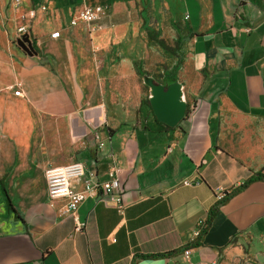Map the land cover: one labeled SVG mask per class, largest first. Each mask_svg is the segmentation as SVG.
<instances>
[{
  "label": "crops",
  "instance_id": "0c3cea01",
  "mask_svg": "<svg viewBox=\"0 0 264 264\" xmlns=\"http://www.w3.org/2000/svg\"><path fill=\"white\" fill-rule=\"evenodd\" d=\"M41 4L29 44L17 28ZM98 4L108 13L70 25ZM158 9L168 26L183 22L176 47L188 57L159 83L180 85L186 114L174 127L159 121L150 94L139 126L116 123L98 99L103 64L135 72ZM113 158L123 207L88 196L78 231L65 200L50 201L45 171L80 161L103 181ZM258 172L264 0H24L19 10L0 0V264H264V177L245 185Z\"/></svg>",
  "mask_w": 264,
  "mask_h": 264
},
{
  "label": "rangeland",
  "instance_id": "374dc122",
  "mask_svg": "<svg viewBox=\"0 0 264 264\" xmlns=\"http://www.w3.org/2000/svg\"><path fill=\"white\" fill-rule=\"evenodd\" d=\"M149 22L156 35L164 38L174 53L149 38L143 52L136 56L135 72L119 71L116 62L103 64L98 99L110 107L111 114L114 112L113 115L119 117L116 123L139 126L145 117L152 114L149 100V95H152L151 80L159 83L165 71L176 76L188 57V51L176 47V40L183 43L181 35L184 28L180 17L168 26L165 12L158 9L157 15L151 16Z\"/></svg>",
  "mask_w": 264,
  "mask_h": 264
},
{
  "label": "built area",
  "instance_id": "2783aa9c",
  "mask_svg": "<svg viewBox=\"0 0 264 264\" xmlns=\"http://www.w3.org/2000/svg\"><path fill=\"white\" fill-rule=\"evenodd\" d=\"M11 5L19 10L24 6V0H9ZM48 6L41 4L38 7H29L26 12L22 14V23L18 26L17 31L19 36H29L31 39L32 21L37 17L39 11L46 12ZM109 5H90L77 8L70 20V25L77 26L79 24H91L99 19L101 16L108 13ZM121 167L115 158L108 168L106 180H99L95 171H88L84 163L80 161H73L62 166H49L45 171L47 182L48 197L51 202L55 200H65L63 207L64 212L70 213L74 218L76 229L83 230L85 223L82 222L78 215V210L81 203L93 194H98L106 200L114 201L119 207H123L124 185L119 177ZM88 172V177L87 176ZM85 177L84 189L77 191L72 187V181L79 180ZM193 182L185 180L184 184L191 185ZM226 193L222 190L218 194V201L223 200ZM202 227V226H200ZM201 228L199 230V233ZM189 264H203L193 263Z\"/></svg>",
  "mask_w": 264,
  "mask_h": 264
},
{
  "label": "water",
  "instance_id": "95a60500",
  "mask_svg": "<svg viewBox=\"0 0 264 264\" xmlns=\"http://www.w3.org/2000/svg\"><path fill=\"white\" fill-rule=\"evenodd\" d=\"M29 44V36H23ZM151 80L152 88L151 106L157 119L169 126H176L185 116L187 106L180 100V85L175 83L165 86L161 83H155Z\"/></svg>",
  "mask_w": 264,
  "mask_h": 264
},
{
  "label": "trees",
  "instance_id": "16d2710c",
  "mask_svg": "<svg viewBox=\"0 0 264 264\" xmlns=\"http://www.w3.org/2000/svg\"><path fill=\"white\" fill-rule=\"evenodd\" d=\"M151 39H153L154 41H156L157 43H159V44H160L163 48H165L166 50L171 51V52L173 53L172 47L169 46V45L166 43V41H165L164 39H162V38H158L157 36H151ZM262 177H264V174L261 173V172H258V173L255 174L254 176L250 177V178L245 182V185L251 183V182L254 181L255 179L262 178ZM221 201H223V200H221ZM221 201L217 202V204H216L215 206H213V207L210 208V210H209V214H208V217H207V221H206V222H207V226H208L209 224H211L213 218L215 217V215H216V213H217V211H218V209H219V205H220ZM206 229H207V228H201V231H200V233H199V236H198V238L193 242V245L199 243V241H200V239L202 238L203 234L205 233V230H206Z\"/></svg>",
  "mask_w": 264,
  "mask_h": 264
}]
</instances>
